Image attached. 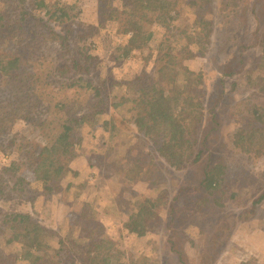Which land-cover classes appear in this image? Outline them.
Instances as JSON below:
<instances>
[{"label":"trees","instance_id":"1","mask_svg":"<svg viewBox=\"0 0 264 264\" xmlns=\"http://www.w3.org/2000/svg\"><path fill=\"white\" fill-rule=\"evenodd\" d=\"M80 1L54 0L50 8L45 0L35 2L37 8L44 9V15L63 27L61 32L49 28L41 35L42 42H57L61 52L68 56L62 66H51L46 71L47 77L57 76V81L61 77H76L74 85L85 88L86 83L91 100L88 110L80 116H73L75 107L70 108V115L51 127L54 132L44 140H36L37 129L42 127L31 124L19 130L26 133V140L11 138L6 140L7 144H0V153L7 160V165L0 168V259L4 264H129L130 253L116 248V241L107 236L100 221L86 214V205H78L76 209L73 228L76 238L60 248L51 246L54 234L47 224L20 209L28 203L29 208H35L36 199L48 196L67 176L78 181L81 170L84 172L90 164L102 172V176L96 173V183L84 179L83 185L87 184V190L95 189L99 197L109 196L104 187L105 179L113 172L122 174L120 181L125 177L128 182L148 181L152 167H155L171 183L172 191L180 180L188 178L191 181L196 177V186L192 189L201 195L199 203L192 205L190 202L184 208L175 206L182 190L189 187L188 181L178 187L172 199L170 191L164 188L155 196L133 195L125 206L135 204V209L126 211L120 225L125 236L139 237L145 233L147 238H154V244L163 245L177 257L171 263L163 259L150 262L149 254L142 253V257L132 264H191L187 262L186 253L172 248L176 239L181 243V239L188 236L194 240L205 238L201 252L194 253L197 259L192 264H215L221 254L230 249V239L236 231L227 232V222L232 220L240 226L256 216L252 210L247 214L249 208L238 205L250 191L239 194L245 177L241 182L237 178L239 173L236 177L233 151H240L242 161L256 162L258 157L264 160V108L252 99L257 94L264 97L263 22L262 26L255 25L253 30H246L243 41L239 40L241 31L235 25L230 27V20L225 21L229 10L221 19L216 16L213 0H98L97 9L102 19L92 25L81 23L85 28H80L74 19ZM25 2L0 0V25L5 19L4 11L12 4L20 9L19 20L30 17L32 14ZM254 3L253 12L256 7L259 12L263 0H254ZM229 4L235 7L230 10L232 14H237V8L242 5L239 0H226L224 7ZM187 13L194 17L188 24L181 23V17ZM231 32L233 34L229 36ZM15 35L13 33L11 37ZM230 41L244 54L249 52L250 60L246 55L234 60ZM100 42L109 53L106 58L101 54L105 51L95 48ZM71 49L78 55H73ZM140 57H151L154 61L148 63L145 70L135 68L136 75L129 74V67H135ZM41 58L35 56L37 61ZM109 63L116 65L120 73L112 80L99 74L97 82L93 83L90 79L96 76L99 67ZM22 65H25L24 57L0 59V76H17ZM219 66H227L229 70L220 78L216 77L220 88L210 90L214 80L211 72ZM234 75L236 78H232L228 88L225 87L224 77ZM238 84L245 88L246 94L236 91ZM56 106L62 111L67 107L62 101ZM225 109L226 116L233 122L231 130L221 129L224 120L217 116ZM242 112L246 113L245 117L240 115ZM118 115L128 119L118 121ZM130 121L132 130L126 131L123 122ZM92 136L98 138L97 148H92L82 169H73L77 161L84 160L80 149L91 141ZM134 136L141 140H129ZM119 137L124 139L116 140ZM135 141L142 143V150L132 146ZM118 144L127 145L123 148V162L114 161L112 156ZM228 145H232L230 153L220 152L221 147L226 149ZM109 157L110 162L105 164ZM110 166L117 171L108 172ZM27 173L32 176V181L27 179ZM49 180L53 185L40 191ZM71 183L67 184L66 190ZM185 195L189 196L188 193ZM260 198H264V191ZM231 199L235 200L234 204L222 202ZM124 200L114 195L110 201L92 203L94 208L90 213H103L111 202L118 204ZM165 216L168 217L165 232L169 233L166 238L160 237L158 231ZM194 220H198V229L185 232L184 228ZM176 224L181 227L176 228ZM208 235H216L211 240L214 248ZM191 244L195 245V242ZM194 247L188 246L190 251ZM112 252L115 255L111 257ZM238 264L256 263L247 255Z\"/></svg>","mask_w":264,"mask_h":264},{"label":"rangeland","instance_id":"2","mask_svg":"<svg viewBox=\"0 0 264 264\" xmlns=\"http://www.w3.org/2000/svg\"><path fill=\"white\" fill-rule=\"evenodd\" d=\"M37 1L40 0H26L25 6L32 15L25 20H19L20 9L17 8L16 4H12L10 9L4 11L5 19L3 25H0V59L24 57L25 60V65H22L18 70L17 76L5 78L0 76V144H7L6 140H11V138H16V140H26L24 138L26 133H21L19 130L24 126L27 127L31 124L40 125L42 127L37 129L38 135L36 140H40L41 138L44 140L49 134L54 132L51 127H55L60 120L65 119L67 114L70 115L72 112V109L70 108L75 107L73 116H80L89 108L88 102L91 100V95L86 87V83V89L83 87L78 88L73 83L77 82L76 77H61L59 78V81H57V76L47 77L46 71L51 66L54 68L62 66L65 58L68 56L61 52V48L57 42H42L41 35L44 32H47L49 28L61 32L63 27L50 20L48 15H44V9L36 7L35 2ZM45 1L48 3L49 8L51 7V3L54 2V0ZM66 1L74 2V0ZM239 3L242 5L237 8V14H232L230 10L235 7L229 4L226 6V9V7H224L226 0H213L216 16H219V19H221L223 18V14H226L227 10H229L225 21L230 20L229 26L231 27L235 25L238 28L237 30L239 32L241 31L239 40L245 41L243 34L246 30H253L255 25H261V22L264 24V0L263 3H260L261 6L259 12L256 7V13L255 11L253 12V6L256 4L254 3V0H239ZM77 5L78 9L74 11V19L75 22H77V27L85 28L81 23L92 25L97 24L98 20L102 19V14L100 12L98 13L97 9L98 0H81ZM187 12H189V9H187ZM193 17L194 15L191 13L183 14L181 17V23L188 24ZM13 33L17 35L11 37V34ZM232 34L233 32L229 33V36ZM78 44H76V46ZM96 44L97 46L95 48L100 51H105L102 45H100L102 44L101 42ZM230 45H232L231 41ZM237 45L239 44L237 43ZM232 46L234 49L231 54L233 55L232 58H234V60H237L238 56L244 57L245 55L250 60L249 52L244 54L241 48L236 49L235 44ZM71 52L73 55H78L75 50L71 49ZM101 54L106 58L109 53L105 51ZM35 56H41L42 58L37 61ZM140 58L141 59L137 61L138 63H136L135 67L132 65L129 67V74L136 75L138 71L135 68L138 70H145L147 69V64L154 61L151 57ZM197 59L200 60L199 57ZM145 62L146 66H144ZM40 63L44 64L40 66ZM193 65L197 66V64L194 63ZM227 70H229L227 66H219L218 69L211 72L214 80L209 87L210 90L220 88V85L216 81V77L218 76L220 78L223 75L222 73ZM119 73L120 69L113 63H109L103 67H99L96 76L90 80H92L93 83H96L99 74L106 75V79L112 80L115 79ZM236 76L237 75H234L231 78L224 77L226 80L224 86L228 88L231 84L232 78H236ZM244 89L243 86L238 84L236 91H242L246 94L247 92L243 91ZM252 99L254 103L264 108V97H262V95L259 96L257 94V96H254ZM60 101L66 104L67 107L65 111L58 109L56 106V103ZM218 114V119L224 120V126L221 129L229 128V130H231L233 122L230 119V116H226L227 109L218 112ZM240 115L245 117L246 113L242 112ZM105 116L107 117L108 114H105ZM122 118L128 119L127 117L118 115V121L122 120ZM52 121L54 122L52 123ZM123 124L127 127L126 131L132 130V121L129 123L123 122ZM11 131H16V133H11ZM93 136L91 141L80 149V156L84 160L77 161L76 165L72 166L73 169H82L81 166L87 163V158L92 154V148H97L98 138L96 137L93 139ZM123 139V137H119L116 140ZM129 140H141V138L134 136ZM226 140L231 139L226 138ZM133 144L134 145L132 146L134 148L138 147L139 150L143 149L140 141H135ZM126 147L127 145L123 144L115 146L112 153L114 161L123 162L122 158L125 154L123 148ZM224 151L230 153L232 151V145H228L226 149L221 147L220 152ZM239 152L238 149H234L233 151V154L235 155L233 163L236 168V177L239 173L237 178L240 182L245 177L244 183H240V185H242L240 186L239 194L242 195L248 191L250 192L248 196L245 197L244 201L238 205L241 208H249L247 214H250L249 211L252 210L256 216L253 217V219L244 222L242 224L243 226H239L238 223H234L232 220L227 222V226H229L227 232L231 234L233 230L236 229L229 243L230 249L232 248L233 250L229 249L226 253L221 254L215 264H238L239 261L247 255L252 256L256 264H264V198L258 199L262 194V191H264V160L258 157L256 162L242 161L239 159ZM77 157L79 156H76V158ZM110 160L111 157L105 161V164L106 162L109 163ZM6 165L7 160L4 155L0 153V168L5 167ZM152 169L153 172L148 181L138 180L135 182H128L126 180L127 177L122 179L123 181H120V176L122 174L119 172H113L117 171V169L110 166L107 171L113 173L105 179L106 186H104L109 192V196L106 195L105 197H99L97 196V191L95 189L87 190V184L83 185L84 179H87L88 182L96 183V173L99 176L102 174V172L96 171L93 165L89 164L86 166L84 172L81 170V173L78 176L80 179H78V181L72 179L71 176H67L61 186L49 193L48 196H39L36 199L38 202L35 203V208H29L30 203H28L27 207L21 206L20 209L22 212L29 211L36 218H39L41 223L47 224L51 229L50 231L54 234L53 240H51V246L54 248H60L66 242L76 238L73 237V228L77 215L76 209L78 205L82 206L84 204L86 205V214L88 216H93L100 221L106 229L107 236L116 241V248L121 251H126L127 254L130 253L129 256L131 259H128L129 264L137 262V258H141L142 253L145 255L149 254L147 258L150 262L157 259H163L171 263L173 259L177 258L176 255L174 253H169L163 245L157 246L154 244V238H147L145 233L139 237H127L124 235V230L121 228L120 224L126 217V211L135 209V204L129 206H125V204L129 203L127 200L133 198V195L137 197L155 196L161 188L168 189L170 191L169 197L172 199L174 195L173 193H177L178 187L183 185L185 181L189 182L187 184L189 187L182 190L180 193L181 196L179 197L180 200L175 203V206L184 208L190 202H192L190 203L192 205L197 204L199 203L201 195L199 192H195V189H192L196 186V177L191 179V181H189L188 178L182 181L180 180V182L176 184V189L172 191L170 190L171 183H168L155 167H152ZM26 177L29 181H32V176L28 175V173ZM5 179L7 182V177H5ZM69 182H72L71 186L66 190V186ZM52 185V180L46 181V184L40 187V191H43L45 186ZM187 193L189 194L188 197L185 195ZM113 194L115 196L119 195L122 198H125V200L118 204L116 202H111V206H109V208L103 213H90L92 207L94 208L92 203H102L104 202L103 200L110 201L112 196L114 197ZM217 198H220V196H217ZM230 201H232V204L235 203V200L232 199L224 200L222 202L230 204ZM211 206L216 207L217 210L220 209V207H217L214 204H211ZM166 208L169 209V206ZM228 209L229 208H227V210ZM224 210L225 208L221 210L220 213ZM220 213L218 218H220ZM179 218L180 221H183V219L181 220L180 214ZM197 221L198 220H194V222H191L188 227L184 228V231L191 232L197 230L200 226ZM167 223L168 217L165 216L162 221V226L158 229L160 237L164 236L166 238L169 235V233L165 232ZM178 227L181 226L176 224V228ZM209 236L210 235H208L207 238L210 239V245L214 248L213 244H211V240L214 239L213 237L216 235ZM185 238H187V240H185ZM185 238L181 239V243L176 239L172 248L186 253L188 259L187 262L192 264L195 263L197 259V257L194 256V253L197 254L199 251L201 252V247H203L205 238H198L196 240L191 236ZM192 242H195V245L191 244ZM221 244L222 241L220 242L219 247ZM188 246H195V249L190 251ZM114 255L115 253L112 252L111 257ZM179 255H181V252ZM24 260H26V257ZM0 264H4L1 259Z\"/></svg>","mask_w":264,"mask_h":264}]
</instances>
